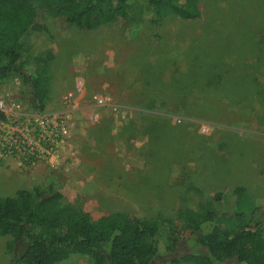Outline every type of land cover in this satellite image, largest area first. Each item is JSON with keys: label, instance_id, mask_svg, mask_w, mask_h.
<instances>
[{"label": "rangeland", "instance_id": "rangeland-1", "mask_svg": "<svg viewBox=\"0 0 264 264\" xmlns=\"http://www.w3.org/2000/svg\"><path fill=\"white\" fill-rule=\"evenodd\" d=\"M198 7L197 19L163 18L144 10L145 4L138 1L126 17L113 19L164 23L167 37L155 56L132 43L124 47L128 50L114 69L145 87L162 62L181 64L179 84L166 88L174 91L170 95L174 102L163 110L99 109L93 97L81 104L79 94L87 87L86 39L97 41L90 47L101 55L111 48L120 52L126 42L113 29L84 31L64 16L49 21L56 54L49 70L52 100L43 112L70 113L73 134L59 165H36L26 171L14 163L0 166V196L52 185L62 191L64 205L95 218L124 213L175 219L181 209H198L217 193L228 197L244 187L264 228V0H199ZM183 21L190 29L167 25ZM178 87L184 95L178 94ZM0 88L39 111L27 103L30 91L19 77L0 83ZM113 89L117 92L116 86ZM70 91L76 93L73 111L64 103ZM96 112L101 115L98 122L92 120ZM72 162L73 193L59 182L64 173L72 172ZM41 171L53 173L47 181L57 179L39 183L34 177ZM34 173L30 180L8 186L7 180ZM8 240L0 237V264H11L20 253L8 252ZM57 264L90 262L72 254Z\"/></svg>", "mask_w": 264, "mask_h": 264}, {"label": "trees", "instance_id": "trees-1", "mask_svg": "<svg viewBox=\"0 0 264 264\" xmlns=\"http://www.w3.org/2000/svg\"><path fill=\"white\" fill-rule=\"evenodd\" d=\"M138 1L160 17H200L199 0H0V83L19 77L30 91L27 103L45 111L55 58L49 21L64 16L93 31L126 17ZM62 200L52 185L0 196V237L9 239L8 252L20 249L11 264H57L72 254L90 264H264L263 221L244 187L181 209L175 219L95 218Z\"/></svg>", "mask_w": 264, "mask_h": 264}, {"label": "crops", "instance_id": "crops-1", "mask_svg": "<svg viewBox=\"0 0 264 264\" xmlns=\"http://www.w3.org/2000/svg\"><path fill=\"white\" fill-rule=\"evenodd\" d=\"M148 11L147 9H144ZM152 12V11H149ZM153 13V12H152ZM158 16V15H157ZM160 17V16H159ZM164 18V17H163ZM183 19V18H182ZM190 20V19H185ZM186 22V21H185ZM169 27H176L178 29H190V23H167ZM164 23H153V22H143V21H128L125 23H118L114 20H110L105 25L101 26L107 30H115L117 36L123 38L125 40V45L121 47L120 52L116 49H109V54L101 55L97 54L91 46L92 43H96L93 38L86 39V89L83 93L79 94L82 100L85 102V98L89 99L90 97H94L96 95L106 97V105L110 109H121V110H163L169 108L168 106L174 102L171 98V93L174 91L166 90L169 85L172 87L173 85H178L180 78L178 77V73L181 69V64L178 62H174V60L167 59L162 62L160 68L157 69V73L155 75H151L153 77L150 81L147 82L144 87L141 85L139 81H136L134 78L125 75L124 73L114 72L116 64H121V55L125 50H128V47L132 45V43L140 44L141 52L146 51L147 53L154 54L158 52L160 45L165 41L167 37L166 29ZM100 28V27H99ZM129 31V35L125 32ZM157 39V40H155ZM164 40V41H163ZM104 41V38L101 40ZM129 43V45H128ZM89 44V45H88ZM56 54V53H55ZM101 56V57H100ZM112 62V64H108V62ZM162 79L163 83L158 85L157 80ZM169 79V80H168ZM168 80V81H165ZM156 81V84H155ZM83 84V83H82ZM113 85L117 87V92L114 91ZM178 94L184 95L183 91H180L179 87L177 88ZM82 92V90H81ZM187 93V92H185ZM80 100V99H79ZM144 102V104H141ZM176 102V101H175ZM97 107V106H96ZM172 107V105H170ZM100 109V107H97ZM102 108V107H101ZM156 125V124H155ZM73 134V131H72ZM73 149V139L70 144L69 151ZM66 150V149H64ZM65 154V151H63ZM62 155V153H61ZM44 167L42 164H37ZM72 172L70 174H63L60 179L61 188L73 193V162L71 166ZM34 174L19 175L17 177L12 178L11 180H7L8 186H11L14 182H23L28 181L35 176ZM53 173L50 171H41L35 179L37 181L43 182L46 184L49 177H51ZM53 177V176H52ZM55 182V181H54ZM27 185L29 183H25ZM1 186V185H0ZM23 188H29L23 187ZM29 190V189H27Z\"/></svg>", "mask_w": 264, "mask_h": 264}, {"label": "built area", "instance_id": "built-area-1", "mask_svg": "<svg viewBox=\"0 0 264 264\" xmlns=\"http://www.w3.org/2000/svg\"><path fill=\"white\" fill-rule=\"evenodd\" d=\"M73 97H76L73 91L64 97L70 111ZM93 100L101 108L107 99L96 95ZM71 116L31 110L9 90L0 88V166L14 163L26 171L37 164L59 165L61 151L72 133ZM100 117L99 113H93L92 120L98 122Z\"/></svg>", "mask_w": 264, "mask_h": 264}]
</instances>
